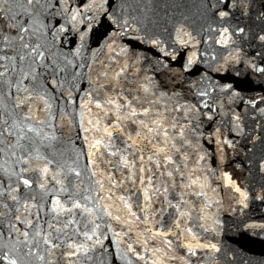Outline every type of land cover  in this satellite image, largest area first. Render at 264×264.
I'll list each match as a JSON object with an SVG mask.
<instances>
[{
  "label": "water",
  "instance_id": "95a60500",
  "mask_svg": "<svg viewBox=\"0 0 264 264\" xmlns=\"http://www.w3.org/2000/svg\"><path fill=\"white\" fill-rule=\"evenodd\" d=\"M261 148L264 0H0V264H264Z\"/></svg>",
  "mask_w": 264,
  "mask_h": 264
}]
</instances>
